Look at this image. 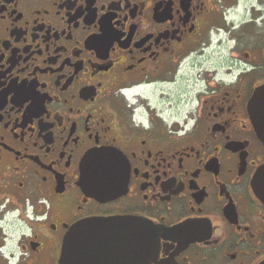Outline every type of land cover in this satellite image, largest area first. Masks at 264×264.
<instances>
[{"label":"flooded vegetation","instance_id":"af4514ba","mask_svg":"<svg viewBox=\"0 0 264 264\" xmlns=\"http://www.w3.org/2000/svg\"><path fill=\"white\" fill-rule=\"evenodd\" d=\"M263 85L264 0H0V264L125 217L181 226L151 264H264Z\"/></svg>","mask_w":264,"mask_h":264},{"label":"water","instance_id":"95a60500","mask_svg":"<svg viewBox=\"0 0 264 264\" xmlns=\"http://www.w3.org/2000/svg\"><path fill=\"white\" fill-rule=\"evenodd\" d=\"M257 134L264 143V85L249 104ZM110 152H92L82 166V186L98 194L101 182L96 178L108 166ZM100 172V173H99ZM103 184L105 182H102ZM256 192L264 201V166L256 177ZM181 226L166 228L142 218L88 219L73 225L65 236L59 264H151L156 246L162 238H172Z\"/></svg>","mask_w":264,"mask_h":264}]
</instances>
